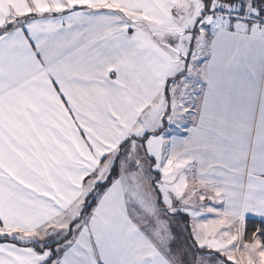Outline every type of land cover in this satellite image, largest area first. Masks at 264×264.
I'll list each match as a JSON object with an SVG mask.
<instances>
[{"label": "crops", "instance_id": "crops-1", "mask_svg": "<svg viewBox=\"0 0 264 264\" xmlns=\"http://www.w3.org/2000/svg\"><path fill=\"white\" fill-rule=\"evenodd\" d=\"M200 4L0 0V264H234L218 224L264 264V29L217 12L261 8ZM200 17L186 58L156 41Z\"/></svg>", "mask_w": 264, "mask_h": 264}, {"label": "rangeland", "instance_id": "rangeland-1", "mask_svg": "<svg viewBox=\"0 0 264 264\" xmlns=\"http://www.w3.org/2000/svg\"><path fill=\"white\" fill-rule=\"evenodd\" d=\"M197 1L201 3L200 4V6H201L200 13H202L203 10L205 9V4H206L207 0H197ZM227 1H230V0H227ZM255 5H257V4H255ZM258 7L261 8L262 5H260V6L257 5V8ZM250 11L251 12L252 11L255 12L256 9H254V7H253ZM193 14H194V12H193ZM221 17L227 18L225 16H221ZM201 20L202 19L200 17L196 21V24L194 22L192 27H191V25H192L193 22H191L190 24H185L184 26L176 24L174 26V28L163 27V28H161L160 30L157 31L158 38L156 39V41L159 42L160 44L171 46L176 51H180L182 54H184V57L186 58L187 54L189 53V50H190L194 29L196 28V26L198 25L199 22L201 23ZM190 27H191V29H189ZM257 27L254 26L252 28H257ZM183 29H186L187 31L185 32ZM190 66H188L185 69L186 75H188V76L192 73V69L190 68ZM186 82L184 80H182L180 82L179 91H177L176 93L174 92L173 88L170 89V98H171V101H172L174 106H176L175 104L177 103L178 96H179V94L181 92L180 85L181 86H185V84H187ZM172 93H174V95H172ZM175 96H176V102H175ZM110 183H111V181H110ZM164 188H165L164 186H161L159 188V190L161 191ZM233 226H234L233 224H218L217 226H214L212 228L208 227V234H211V233L219 234L218 236H220V237L222 236L223 237V239H221V241L223 242V248H224L223 256H224V259L226 261H228V262H232V263L235 264L236 260H235V258L233 256V245L235 244L237 234H236V229L233 228ZM256 232H261V230L255 231V233ZM242 234H243V241L241 242L242 243V245H241V255L244 258H245V256L246 257L254 256L261 263L264 262V250H263V246L264 245L262 243V242H264L263 241L264 240V234L262 233V235H260L263 240H260V239L256 238V241L253 242L254 245H252V246H250L248 244L249 242L245 239L247 236L249 237L250 235H252V233H250L245 226H243V228H242ZM208 243H209L208 246L210 248V247H212L211 244H213L214 242L213 241H208ZM209 264H212V263H209ZM221 264H222V261H221Z\"/></svg>", "mask_w": 264, "mask_h": 264}, {"label": "built area", "instance_id": "built-area-1", "mask_svg": "<svg viewBox=\"0 0 264 264\" xmlns=\"http://www.w3.org/2000/svg\"><path fill=\"white\" fill-rule=\"evenodd\" d=\"M263 7V6H262ZM249 11L248 13L232 7L230 5H222L218 9V14L231 19L236 28L243 26L261 27L264 29V8Z\"/></svg>", "mask_w": 264, "mask_h": 264}, {"label": "trees", "instance_id": "trees-1", "mask_svg": "<svg viewBox=\"0 0 264 264\" xmlns=\"http://www.w3.org/2000/svg\"><path fill=\"white\" fill-rule=\"evenodd\" d=\"M227 1V0H226ZM255 1V4L257 5H261V3H264V0H254ZM264 5V4H263ZM116 172V171H115ZM115 175H113L111 173V175L109 176V178L107 179V181L104 183L106 184V186L110 183L111 179L114 178ZM105 187L103 188H97L95 193L91 194L87 199H86V202H85V206H84V209H83V213H88L90 209H92V207L94 206L96 200H97V196L98 194L104 189ZM90 205V207H89ZM4 240H7V238L5 239H1L0 241H4Z\"/></svg>", "mask_w": 264, "mask_h": 264}, {"label": "snow or ice", "instance_id": "snow-or-ice-1", "mask_svg": "<svg viewBox=\"0 0 264 264\" xmlns=\"http://www.w3.org/2000/svg\"><path fill=\"white\" fill-rule=\"evenodd\" d=\"M115 171H116L115 168H113V170H112L113 175L115 174ZM97 187L103 188V187H106V184L99 183V184H97ZM89 207H90V205H89ZM175 247L176 248L180 247L179 242L176 244ZM195 257H196V252L192 251L191 249L183 252L182 253L183 264H194Z\"/></svg>", "mask_w": 264, "mask_h": 264}]
</instances>
